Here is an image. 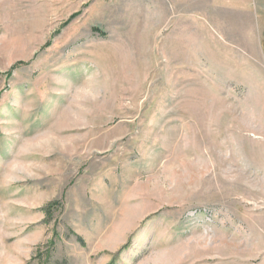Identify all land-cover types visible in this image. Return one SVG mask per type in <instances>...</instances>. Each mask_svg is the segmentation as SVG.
Segmentation results:
<instances>
[{"label": "rangeland", "instance_id": "obj_1", "mask_svg": "<svg viewBox=\"0 0 264 264\" xmlns=\"http://www.w3.org/2000/svg\"><path fill=\"white\" fill-rule=\"evenodd\" d=\"M262 3L0 0V264H264Z\"/></svg>", "mask_w": 264, "mask_h": 264}, {"label": "crops", "instance_id": "obj_2", "mask_svg": "<svg viewBox=\"0 0 264 264\" xmlns=\"http://www.w3.org/2000/svg\"><path fill=\"white\" fill-rule=\"evenodd\" d=\"M247 1H248V0H242V6H246V5H248V4H247ZM259 1H260V0H258V2H259ZM262 1H263V0H262ZM262 4L264 5V3H262ZM262 4H261V5H262ZM258 14H259V13H258Z\"/></svg>", "mask_w": 264, "mask_h": 264}]
</instances>
